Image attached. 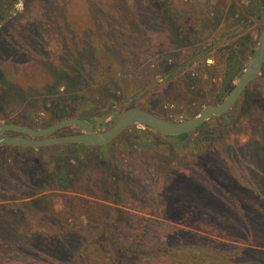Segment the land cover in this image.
Returning a JSON list of instances; mask_svg holds the SVG:
<instances>
[{"label": "rangeland", "instance_id": "obj_1", "mask_svg": "<svg viewBox=\"0 0 264 264\" xmlns=\"http://www.w3.org/2000/svg\"><path fill=\"white\" fill-rule=\"evenodd\" d=\"M162 2L159 13L164 12L167 15V7L173 0H162ZM217 4L225 8L232 4L234 14L227 23L224 20L221 22L227 26L226 30L222 29L227 31V34L221 36L218 33L216 41L213 40L214 32H210L209 29L206 40L193 46L177 47L169 42L172 34L170 26L165 25L157 29L148 26L146 34L141 37L142 40L136 39L137 42L132 43L129 50L121 51L124 55L129 54L117 60L118 64L112 63V65H109L110 60L102 55L101 49L98 52V46L95 45L97 41L90 39V36L84 32L74 38L70 36V29L63 28L62 23L55 22L40 27L41 37L38 40L47 57L59 60L60 64L67 68L52 83L42 84L39 81L23 84L13 73L4 74L0 79V122L24 124L37 129L45 127L47 122L51 121L44 119L45 116L52 111L55 101L66 94L67 85L64 75L78 78L80 75L82 93L100 96V91L106 90V95L103 94L98 98L100 104L96 108L113 105V111L104 118L100 117L99 122L106 123L114 112H123L134 107L151 109L157 116L172 120H184L196 116L204 106L214 104L217 99L223 100L227 96L223 91L222 65L231 48L242 51L240 75L257 46L264 26V0H183L186 16L196 21L200 28L204 25H210L212 28L216 26L217 29L222 26L221 23H212L215 9L218 8ZM23 11L24 4L21 0L15 5L13 13H23ZM62 29L65 30V34L61 32ZM116 33L117 31L111 34ZM111 38L113 45L119 43L117 41L119 38L114 36ZM155 44L156 47L153 46ZM95 51L96 55H94ZM51 59L45 58L44 61L38 59V64L42 61L41 63H47L46 66L54 70V65L49 63ZM5 63L7 67L12 66L16 72H21L19 70L21 64L13 62L12 65L8 58ZM262 73L258 74L251 86H248L250 92L255 90L258 96L243 95L240 98L231 110L233 120L231 119L227 127L219 132L213 145L206 147L205 145L211 140L205 139L200 140L198 145L188 144L179 148L171 135L161 136L156 131L150 130L139 134L135 145L130 141H127L128 143L122 140L112 141L104 157H111L114 154L122 164L143 169L149 180L151 178L150 184L153 188L162 187L173 171L189 175L193 170L191 166L197 158L205 154L207 148H218V150L232 148L235 150V156L243 161L247 168H253L254 164L247 163L243 153L249 147L264 148V143L260 141L264 136ZM239 75L236 76L234 84ZM213 119L209 124L189 134L185 140L196 139L204 130L216 128L220 120H217L218 117ZM107 127V124H98L95 129L104 130ZM137 127L143 126L138 124ZM80 131V128L73 126L71 131L60 135ZM47 147L0 145V264L103 262L102 258L106 257L107 251L112 248L103 241V238L100 239L104 229L97 227L95 229L90 217L101 223L103 218L110 215L113 207L119 211L136 213L146 223L149 221L155 227L152 232L159 234L163 244L166 245H192L197 242L199 236H204L232 243L238 247H251L264 251L263 239L252 242L250 241L252 236L228 238L227 236L230 235L225 234L227 232L225 228L214 226L205 217H201L196 224L190 225L174 220L180 215L173 213L169 215L164 213L165 208L158 210L150 203L146 208L137 210L130 206L135 198L123 184H119L120 189H117L118 202L110 199V193L104 190L105 184L100 181L97 182L99 186L95 183L93 187L83 181L79 190L74 191L71 187L77 184L64 183L60 178L64 174L63 166L69 163L76 164L81 159L85 162L81 165L82 170L75 177L84 180L82 177L90 174L91 183H94L93 179L108 177L109 173L104 168L95 169L96 167L92 165L88 166L89 159L99 154V150H82L70 146L56 149ZM223 161L225 164L231 162L226 155ZM253 169L260 171L257 167ZM261 177V180H264V176ZM156 195V203L160 204V207L162 203L166 206L163 195L159 193ZM71 196L99 203L96 214L92 212L89 217L81 208L72 207L69 201ZM66 233L79 234L86 239L79 252H75L76 256L74 254L78 259L75 262L71 258L72 251L68 249L63 256L59 247L61 245L59 237ZM113 252L114 264H143L146 261L145 258L137 255L132 256L115 250ZM80 254H85V259L81 258ZM161 254L167 256V251L163 250ZM149 258L153 259L152 256Z\"/></svg>", "mask_w": 264, "mask_h": 264}, {"label": "trees", "instance_id": "obj_2", "mask_svg": "<svg viewBox=\"0 0 264 264\" xmlns=\"http://www.w3.org/2000/svg\"><path fill=\"white\" fill-rule=\"evenodd\" d=\"M20 1L2 0L0 2V79L4 74L9 75L7 73L9 72L19 77L20 83L23 84L32 81H39L40 84L43 82L52 83L67 68L61 65L59 60L47 57L38 40L41 37V28L55 22L62 23L63 28L68 27L71 37L75 38L77 34L84 32L90 36V39L97 41L95 45L98 46V52L101 49L102 55L104 54V57L110 60L109 65H112L129 54L124 55L121 51L129 50L131 44L137 42L136 39H141L146 34L148 26L156 29L165 25L170 26L172 28V34L169 37L171 44L177 47L193 46L206 40L209 29L210 32H214V41H216L218 33L221 36L227 34V31H223L227 26L221 22L224 20L227 23L234 14L232 4L228 8L217 4L218 8L215 9L212 23H221L222 26L218 29L216 26L212 28L210 25L200 28L195 23L196 21L190 20L186 16L187 11L183 7V0H173L167 7V15L164 12L159 13L160 6L163 4L162 0H22L23 13H13L15 5ZM115 30L117 33L111 34L116 32ZM61 32L64 33L65 30L62 29ZM112 36L119 38L117 40L119 43L113 45ZM241 53L242 51L238 48H231L225 56L222 72L224 74L223 91L227 95L234 86L236 76L240 73ZM94 55H96V51ZM7 58L12 65L13 62L21 64L19 68L21 72H16L12 66L7 67L5 63ZM45 58L51 59L49 63L54 65V70L48 68L47 63H41ZM38 59L42 60L39 64ZM261 76H264V67ZM64 79L67 85L66 94L55 101L52 111H49L45 116L44 119H51L46 126L67 117L84 118L94 128L98 124L109 126L108 120L105 123V121L99 122L98 119L111 113L113 105L96 108L100 104L98 98L103 94L106 95V90L105 92L100 91V96L89 95L80 91V75L79 78L64 75ZM243 95L251 97L257 95V91L250 92L248 87ZM221 101L222 99L219 98L216 103ZM231 110L218 117L217 120L220 122L216 128L204 130L196 139L185 140L189 134L209 124L214 120L213 118L205 121L189 134L170 137L174 138L175 144L180 146L179 148L186 147L188 144L198 145L200 140L205 139L211 140L205 145L206 147L213 145L212 143L217 140L219 132L225 129L233 118ZM151 112L153 111L151 110ZM234 120L239 121L238 119ZM137 126L128 128L115 140H122L125 143L130 141L135 145L138 142L139 134L152 130L145 126L142 128ZM72 128L73 126L64 127L50 135H60L63 132L71 131ZM260 141L264 143V136ZM110 144L95 147L83 144H59L47 148L56 149L70 146L82 150H99V154L93 155V159H89L88 166L92 165L96 167L95 169L104 168L109 173L108 177L93 179L94 183H91L92 176L90 174L87 177H82L84 180L75 177L82 170L81 165L85 162L81 159L76 164L69 163V165L63 166L64 174L60 178L64 183L77 184V186L71 187L74 191L79 190L83 181L90 187L100 181L105 184L104 190L110 193V199L113 202H118V190L123 184L135 198L130 206L137 210L146 208L150 203L158 210L165 208L164 213L180 215L176 216L174 220L185 224L194 225L199 222L201 217H205L214 226L225 228L228 232L225 234L230 235L227 236L228 238L252 236L253 238L250 240L252 242L264 240V180H261V175L264 176L263 147L262 149L249 147L243 153L247 163L254 164V167L259 168L260 171L254 170V167L247 168L244 162L235 156V150L232 148H219V150L218 148H207L205 154L200 158L196 156V162L191 166L193 170L189 175L173 171L165 180V185L153 188L150 184L151 178L149 180L143 169H135L122 164L114 154L111 157H104ZM225 155L231 160L229 164H225L223 161ZM97 186H99L98 183ZM156 193L163 195L166 206L162 203L160 207V204L156 203ZM70 199L72 207L81 208L89 217L92 212L96 214V207L99 203L74 196H71ZM90 219L94 228L104 229L100 239L103 238V241L112 248L107 251L106 257L102 258L103 262L99 264H114V254H112L114 250L145 258L146 261L143 264H264V251L262 250L238 247L232 243L204 236H199L197 242L192 245L170 246L163 244L160 235L152 232V229L155 228L153 224L149 221L148 223L144 222L142 217L136 213L119 211L116 207L112 208L110 215L103 218L101 223H98L97 219H93V217ZM59 240L62 255L65 256L69 249L73 252L71 256L74 259L73 262L77 261L75 252H79L86 239L79 234L66 233L61 235ZM241 240L243 241V239ZM163 250L167 251V256L161 254ZM150 256L153 259H150ZM80 257L85 259V254H80Z\"/></svg>", "mask_w": 264, "mask_h": 264}, {"label": "water", "instance_id": "obj_3", "mask_svg": "<svg viewBox=\"0 0 264 264\" xmlns=\"http://www.w3.org/2000/svg\"><path fill=\"white\" fill-rule=\"evenodd\" d=\"M245 69L239 75L232 90L221 102L204 106L199 114L184 120H169L143 108H128L123 112H114L108 119L109 126L97 130L90 122L81 117H67L52 125L34 128L24 124L0 122V145L25 146L42 148L57 144H83L89 146H104L125 132L132 125H142L164 135L189 134L205 121L228 113L237 104L245 90L260 75L264 67V26L256 48ZM77 126L80 132L50 135L59 129ZM12 132V135H6Z\"/></svg>", "mask_w": 264, "mask_h": 264}, {"label": "flooded vegetation", "instance_id": "obj_4", "mask_svg": "<svg viewBox=\"0 0 264 264\" xmlns=\"http://www.w3.org/2000/svg\"><path fill=\"white\" fill-rule=\"evenodd\" d=\"M12 134H14V133H12V132H7L6 133V135H12Z\"/></svg>", "mask_w": 264, "mask_h": 264}]
</instances>
